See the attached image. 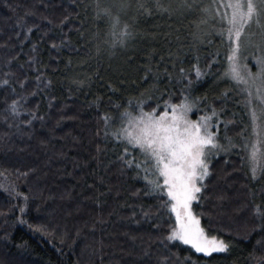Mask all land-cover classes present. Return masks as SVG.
I'll use <instances>...</instances> for the list:
<instances>
[{"label":"trees","instance_id":"1","mask_svg":"<svg viewBox=\"0 0 264 264\" xmlns=\"http://www.w3.org/2000/svg\"><path fill=\"white\" fill-rule=\"evenodd\" d=\"M129 1L0 0V81L10 80L9 87L0 84V171L7 170L0 184L15 182L17 191L29 197L25 205L23 196L0 188V264H162L164 258L167 264L264 261V243L257 244L264 240L258 228L262 220L255 213L256 205L264 212V166L254 179L244 146L253 128L249 111L223 75L226 35L217 31L218 21L210 11H202L208 7L198 0H159V10L155 0ZM49 2L52 6L45 8ZM140 3H147L152 14L138 11ZM27 10L37 15H26ZM134 18L135 24L129 21ZM126 24L134 34L126 49L112 47ZM196 57L205 72L198 80L191 71ZM149 62L153 72L159 69V80L147 73ZM181 67L191 71L192 95L207 98L199 111L209 114L214 107L219 113V142H235L230 152L211 158L207 187L194 206L208 234L230 244L227 252L211 257L179 241L161 243L174 215L169 218L161 209V215L143 218L141 206L156 212L160 201L144 195L145 182L134 169L122 168L117 157L124 146L104 136L119 126V114L129 100L143 99L146 111L160 103L158 113L164 100L178 103L186 83L179 81ZM10 72L15 75H5ZM37 76L51 84L45 88L41 83L38 89ZM154 85L159 90L147 99L146 90ZM21 95L26 97L24 108L43 116V122L21 124L31 118L26 112L5 120L7 104ZM105 114L115 121L108 129ZM13 123L20 124L19 131L9 127ZM17 169L34 171L23 177ZM157 222L160 227L153 228Z\"/></svg>","mask_w":264,"mask_h":264},{"label":"snow or ice","instance_id":"2","mask_svg":"<svg viewBox=\"0 0 264 264\" xmlns=\"http://www.w3.org/2000/svg\"><path fill=\"white\" fill-rule=\"evenodd\" d=\"M217 3V14L221 22L227 24L225 29L227 40L230 45V51L227 56V68L223 75L236 83L248 84L250 79H264V55L256 58L257 72L253 73L248 67V57L243 54V50L252 44L248 38L249 33L247 29L253 24L260 29L261 44H264V0H214ZM52 6L51 3H44V7ZM191 7V5H188ZM226 9L222 14L219 13L220 8ZM155 8L161 9L162 5L159 0H155ZM167 11V9H163ZM230 10V11H228ZM138 11L144 14L151 15L152 8L147 3H140ZM202 11L207 13L208 8H203ZM26 15H37L36 11L27 10ZM44 19H48L44 17ZM67 20V17L64 18ZM51 23V20H49ZM63 23V21H61ZM207 23V20L202 21ZM36 27V25H33ZM32 31V27L28 28V32ZM133 32L129 30L126 24L123 31L113 40L112 47L117 44L124 46L127 41L133 37ZM208 34L205 33L204 36ZM224 35V32H221ZM251 35H255L252 33ZM115 37L116 34L113 33ZM203 42V39H201ZM260 45H257L259 47ZM53 48L57 45L53 44ZM35 51V46L33 47ZM164 57H161V61ZM197 63L192 65V70L195 72V78L198 80L205 75L204 70L199 66V57H196ZM175 67V64L172 65ZM208 68L211 64L207 65ZM147 73H152L156 80H159V69L153 72L151 63L146 66ZM191 71L185 68H179V81L184 82V89L181 90V97L178 103L171 102V98L163 101V111L158 113L161 107L157 103L155 107L145 111L143 99L133 103L128 101L127 107L119 114V126L112 131H105L104 136L112 137L115 141L122 144L123 151L117 157L122 168L134 169L136 177L142 178L145 182L144 195L154 196L160 201V205L156 212L152 211L151 206L145 209L141 206L143 218L151 220L156 216L161 215V209L169 214V218L174 215V221L169 225L167 234L161 240V243L167 241L169 243L179 241L183 245L190 246L195 253H202L206 257H211L213 253L227 252L230 244L224 239L215 235H209L204 227L201 225L200 214L193 212V202L202 199V189L207 185L204 183L205 179L210 175L209 170V156L218 154L221 151L228 152L232 147H235L231 139L228 140V145L225 146L219 142L216 132H213L214 127H218L219 113L213 107L209 114L198 116L193 120L190 114L194 111H199V106L206 102V97L192 95V85L194 83L191 78ZM164 73L168 76L169 81L172 79V73L168 72L167 67L164 68ZM6 76H13L14 73H6ZM146 78V77H145ZM37 88L43 83L47 88L51 81H42L41 76L36 77ZM26 81H19L21 88L25 87ZM83 83V82H80ZM5 87L10 86V80L4 79L0 81ZM159 89L154 85L152 90H146L147 99H152L153 92ZM15 93V88H11ZM260 89H257V93ZM35 95V92L30 93ZM146 93H141L144 97ZM164 95L161 92L162 98ZM251 91H248V104H251ZM158 98V99H160ZM264 103V96L257 97ZM26 99L25 96H18L12 99L6 106L5 120L9 117L13 120L17 119L23 112L31 117L27 120L20 121L21 124L26 123L31 126L33 120L39 119L44 121L43 116H39L37 112L24 108L22 103ZM94 103L98 104V100ZM119 107V106H117ZM251 120L253 123L254 132L259 135L257 131V121L259 117L256 110H251ZM213 118H216V123H213ZM105 129L114 124L113 118L107 114L102 117ZM60 121H57L59 125ZM9 127H16L20 130V124H9ZM99 134V133H97ZM258 143V142H257ZM138 150V154H137ZM257 145L253 143L251 146L250 159L255 162L257 155ZM97 151H101L98 146ZM7 170L0 171V178H4ZM29 169L25 172H19V176L27 177L30 172ZM142 173V175H141ZM253 178H256V168H252ZM19 178V177H17ZM0 188L13 193L16 196H23L25 205H27L29 197L17 191L15 182H10L8 185L0 184ZM141 190H137L138 194ZM166 196L167 199L163 197ZM20 211L23 213L24 208ZM255 213L260 217L262 223L258 225L260 231H264V212L261 211L260 206H255ZM136 213L133 212V217ZM139 223V221H136ZM103 223V221H101ZM159 222L153 224V228H159ZM38 231L40 229H37ZM256 229H253L255 231ZM79 233H77L78 235ZM136 239V237H132ZM159 239V238H158ZM264 243V240L257 241V244ZM167 247V244L165 245ZM167 259L164 258L162 264H167ZM190 259V258H186ZM195 264V262H192ZM258 264H264V261H258Z\"/></svg>","mask_w":264,"mask_h":264},{"label":"rangeland","instance_id":"3","mask_svg":"<svg viewBox=\"0 0 264 264\" xmlns=\"http://www.w3.org/2000/svg\"><path fill=\"white\" fill-rule=\"evenodd\" d=\"M116 1L119 2L120 4L122 3L121 2L122 0H116ZM179 1H184V0H179ZM198 1L200 4L201 3L206 4V6L208 7V9L210 11V16L213 17V20L218 21L219 27L221 29L220 30L218 29L217 31L224 32V34L226 35L225 29L227 28V24L224 22H221L218 18V14L216 11L217 3L214 2V0H198ZM124 2H126L128 4L130 1L124 0ZM132 2H134V1L132 0ZM225 2H226V0H225ZM123 9L126 10L128 8H124V6H123ZM225 11H226V9H224L222 7L219 9V13H221V14ZM228 11H230V10H228ZM129 21L132 22L133 24H135V18L130 19ZM247 32L249 33L248 38L252 41V44L243 50V54L248 57V59H247L248 67L251 69V71L253 73H256L258 69H257L255 61H256L257 57L264 55V44H261L260 29H258L255 24H253L250 28H248ZM252 33H255V35H251ZM226 41H227L226 44L228 46V54H229L230 45H229L228 40H227V35H226ZM257 45H260V46L257 47ZM122 47H123V50L126 49V45H124ZM226 68H224L223 73L225 72ZM199 79H201V77ZM228 86H229V88L233 89V91L243 101L242 105L244 107H246L247 110L249 111L250 118H251V111L250 110L252 108H254L256 110V114L259 117V119L257 121V125H258L257 131L259 132V135H257L252 128L250 130V133L244 138V146H245V149L247 151L246 161L249 164L251 169L253 167H255L256 171H258V169L261 168L262 165L264 166V143L262 142L264 140V122L262 124L260 122L261 118L264 119V103H262L261 100L258 99L257 97H258V95L264 96V79H254V80L250 79L248 84H243V83H236V82H234L228 78ZM225 88L227 89V91H229L227 86ZM257 89H260L259 93H257ZM248 91H251V93H252V96H251L252 103L251 104H248V102H247L249 99ZM201 115H204V112L194 111L193 113L190 114V118L195 120L198 118V116H201ZM251 122H252V120H251ZM252 127H253V123H252ZM219 130L221 131L220 126L218 124V127H216V133L220 132ZM232 142L235 145V142L234 141H232ZM253 143H256L257 149H258L255 162H253V160L250 159L251 146ZM228 152H230V151H228ZM228 152L221 151L218 154H227ZM218 154L210 155L209 161L211 160V158H213V156L218 155ZM195 202L196 201H194L193 205H192L194 213H196L194 210ZM201 225H202V223H201ZM199 254H202V253H199Z\"/></svg>","mask_w":264,"mask_h":264},{"label":"bare ground","instance_id":"4","mask_svg":"<svg viewBox=\"0 0 264 264\" xmlns=\"http://www.w3.org/2000/svg\"><path fill=\"white\" fill-rule=\"evenodd\" d=\"M225 65V64H224Z\"/></svg>","mask_w":264,"mask_h":264}]
</instances>
